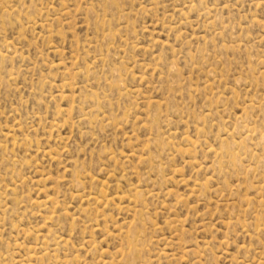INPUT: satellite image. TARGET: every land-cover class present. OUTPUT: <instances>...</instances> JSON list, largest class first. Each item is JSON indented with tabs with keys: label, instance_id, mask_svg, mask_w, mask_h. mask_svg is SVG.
Segmentation results:
<instances>
[{
	"label": "rangeland",
	"instance_id": "obj_1",
	"mask_svg": "<svg viewBox=\"0 0 264 264\" xmlns=\"http://www.w3.org/2000/svg\"><path fill=\"white\" fill-rule=\"evenodd\" d=\"M0 264H264V0H0Z\"/></svg>",
	"mask_w": 264,
	"mask_h": 264
}]
</instances>
